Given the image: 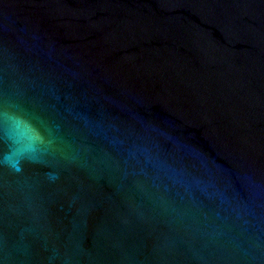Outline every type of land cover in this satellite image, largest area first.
I'll list each match as a JSON object with an SVG mask.
<instances>
[{"label": "water", "instance_id": "water-1", "mask_svg": "<svg viewBox=\"0 0 264 264\" xmlns=\"http://www.w3.org/2000/svg\"><path fill=\"white\" fill-rule=\"evenodd\" d=\"M0 264H264V0H0Z\"/></svg>", "mask_w": 264, "mask_h": 264}, {"label": "clouds", "instance_id": "clouds-1", "mask_svg": "<svg viewBox=\"0 0 264 264\" xmlns=\"http://www.w3.org/2000/svg\"><path fill=\"white\" fill-rule=\"evenodd\" d=\"M20 123L23 124V120H22V119L20 120ZM29 127H30V126H29ZM24 155H25L24 153H21V157H23ZM9 160H10V156H9V154L7 153V154H5V162H9ZM16 163L19 164V163H20V160L18 159V160L16 161Z\"/></svg>", "mask_w": 264, "mask_h": 264}]
</instances>
